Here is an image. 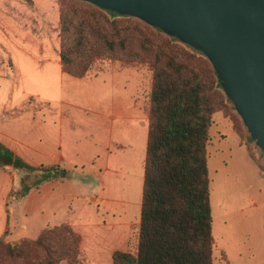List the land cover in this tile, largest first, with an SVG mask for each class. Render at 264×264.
Listing matches in <instances>:
<instances>
[{"label":"trees","instance_id":"1","mask_svg":"<svg viewBox=\"0 0 264 264\" xmlns=\"http://www.w3.org/2000/svg\"><path fill=\"white\" fill-rule=\"evenodd\" d=\"M72 2L59 14L64 73L80 78L104 64L150 71L139 222L128 249L112 254V264H213L209 131L220 112L243 137L232 102L201 52L136 18ZM7 166L43 174L17 197L65 174L57 165H29L0 143V169ZM6 236L0 238V264H87L80 235L66 222L32 239L8 242ZM220 258L226 260L222 253Z\"/></svg>","mask_w":264,"mask_h":264},{"label":"crops","instance_id":"2","mask_svg":"<svg viewBox=\"0 0 264 264\" xmlns=\"http://www.w3.org/2000/svg\"><path fill=\"white\" fill-rule=\"evenodd\" d=\"M138 72L107 66L92 77L76 78L60 68L57 74L58 87L63 83L72 84L75 79L86 81L80 85L85 86L90 99L88 103L93 110L92 113L89 110V116L86 115L79 122V116L75 115L79 114V100L64 98L65 93L71 89L74 91L77 85H65L62 99L43 102L48 108L40 112L39 139L36 142H29L30 132L25 133L23 130L26 123L32 120L25 117L31 115V104L28 102L31 97L37 96L27 94V110L14 109V113H8L7 116L6 112L3 113L0 123H6L9 131L14 128L15 132L21 134L16 137V142H12L11 136L4 135L0 130L1 144L29 165H57L65 174L60 179L44 182L32 188L25 196L10 201L11 176L0 169V238L10 226V220L11 235L21 230L31 232L32 235L23 238H35L43 229L66 222L79 233L81 252L87 264H112L115 251L128 249L133 227L139 222L141 200L138 216L135 215L133 219L119 217L117 214L121 212L120 207L113 206L125 202L122 191L119 195H112L104 173L126 174L134 168L131 156L137 154L139 157L135 163L140 166L143 180L147 116L138 99L142 89V77ZM11 75L19 77V68L13 64L12 59ZM50 104L56 107L52 106L51 109ZM28 110V113L23 114V111ZM66 112L71 116L66 115ZM80 126L86 130L82 137L78 129ZM28 144L33 148L30 155L15 148ZM78 168L99 174L98 190L81 194L75 188V177L69 176V172L74 173ZM98 202L105 205L93 210L92 204ZM59 203L64 204L63 210L58 209ZM261 244L258 251L254 244L250 246L251 251L247 252L237 244L230 248L224 247L221 253L226 260H221L224 264H264V242Z\"/></svg>","mask_w":264,"mask_h":264},{"label":"rangeland","instance_id":"3","mask_svg":"<svg viewBox=\"0 0 264 264\" xmlns=\"http://www.w3.org/2000/svg\"><path fill=\"white\" fill-rule=\"evenodd\" d=\"M72 4V0H0V117L4 112L6 116L8 113H14V109L27 110V94L37 96L31 97L28 102L31 104V115H25L26 118L32 119L29 120L30 123H26L27 126L23 130L25 133L30 132L29 142L39 139L40 112L48 108L43 102L62 99L65 85H77L74 91L71 89L66 92L64 98L79 100V114H75L79 116V122H82L86 115L89 116V110L91 113L93 110L90 109V99L85 86L80 85L86 81L75 79L72 84L63 83L58 87L57 74L61 68L58 64L59 14L62 9ZM11 59L19 68V77L11 75ZM107 66L116 65L104 64L102 69ZM138 71L142 77L141 95L138 99L143 106L148 98L150 71ZM94 73L96 72L85 76L92 77ZM52 106L56 107L50 104L51 109ZM29 110L23 111V114ZM65 114L71 116L67 112ZM242 127L244 135L240 138L234 132L232 123L217 112L213 115V124L209 131L207 166L214 239L213 264H224L220 258L224 247L230 248L237 244L247 252L251 251L250 246L255 244L258 251L261 242H264V153L255 146L243 125ZM78 129L82 137L86 130L81 126ZM0 130L4 135L11 136L12 142H16V137L21 134L15 132L14 128L9 131L8 125L2 122ZM15 148L27 155H30L33 149L29 144ZM131 157L134 159V168L126 174L104 173L111 194L119 195L121 190L125 201L122 204H114L113 207H120L121 212L113 214L122 218L126 216L127 219L138 216L142 186L140 166L135 163L139 155L137 157V154H134ZM6 171L12 182L10 201L17 199L15 192H20L23 186L38 182L43 175L22 167L7 166ZM69 176L75 177V188L81 191V194H90L92 190L99 189L100 177L97 172L78 168L74 173L69 172ZM104 205L98 202L92 204V208L95 210ZM64 207V204H58L59 210ZM7 232L5 239L8 242L32 235L28 230L11 235V220Z\"/></svg>","mask_w":264,"mask_h":264},{"label":"water","instance_id":"4","mask_svg":"<svg viewBox=\"0 0 264 264\" xmlns=\"http://www.w3.org/2000/svg\"><path fill=\"white\" fill-rule=\"evenodd\" d=\"M136 18L201 52L264 153V0H80Z\"/></svg>","mask_w":264,"mask_h":264}]
</instances>
